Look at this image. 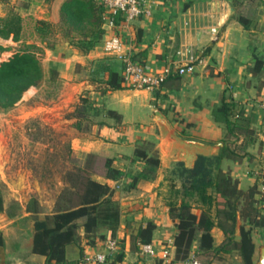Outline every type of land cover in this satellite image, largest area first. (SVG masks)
Returning a JSON list of instances; mask_svg holds the SVG:
<instances>
[{
  "label": "crops",
  "instance_id": "0c3cea01",
  "mask_svg": "<svg viewBox=\"0 0 264 264\" xmlns=\"http://www.w3.org/2000/svg\"><path fill=\"white\" fill-rule=\"evenodd\" d=\"M65 1L0 0V18L18 14L27 20L33 15L36 22L59 24ZM146 2L150 16H142L128 24L121 18L117 24H105L101 42L90 52H81L59 35L60 42L50 49L47 67L48 71L51 68L56 71L54 80L48 78L49 83L57 92L69 90V96L62 98L59 94L53 107H45L44 113L55 112L58 116L73 111L83 92H88L102 111L101 115L93 117V124L86 131L89 133L73 128L74 119L61 121L70 128L75 152L85 157L96 155L101 169L94 179L112 186V198L121 210L120 226L116 236L106 229H101L99 235L124 243L127 264H157V259L140 258L132 242L138 230L149 222L156 225L152 242L158 248L171 246V259L167 263L174 260L177 228L169 216L168 200L172 188H182V180L175 170L179 163L192 169L203 153L194 147L181 148L167 139L158 125L159 115L180 138L210 146L222 145L219 151L204 152L214 157L222 153L227 143L235 149L245 138L240 133L229 134L224 119L216 113L225 100L229 119L250 129L252 135L243 152L247 155L240 158L229 155L223 161L224 168L241 180L244 189L252 185L254 177H264L262 164L249 163L258 153L264 159V111L260 108L264 91V0ZM240 18L247 20V26ZM116 35L124 40L133 60L152 72L161 73L170 66L176 68L178 63H186L191 58L196 60L195 71L168 79L166 86L155 91L136 90L126 83L123 89L105 91L106 84L99 80L106 79L110 72L123 77V62L103 48V42ZM0 40L3 39L0 37ZM258 61L261 64H257ZM110 110L122 116L120 123L107 118L106 112ZM142 144H149V154L158 155L161 165L154 179L142 180L131 189L126 185L127 176L137 175L145 167V162L135 156L137 146ZM108 159L122 173L116 181L106 178L104 163ZM248 164L252 167L247 168ZM0 181L9 185L6 175H1ZM0 197L3 200L0 233L5 241L0 264H45V257L32 253L33 222L27 226L31 214L26 207H22L20 213H10L1 190ZM80 235L81 243L67 248L69 260H79L85 254L103 249V240L97 239L96 245L91 246L83 229ZM213 236L215 246H219L224 239L223 233L214 228ZM259 240L263 248L264 229L259 231ZM231 256L221 261L216 259L213 264H243L238 253Z\"/></svg>",
  "mask_w": 264,
  "mask_h": 264
},
{
  "label": "trees",
  "instance_id": "16d2710c",
  "mask_svg": "<svg viewBox=\"0 0 264 264\" xmlns=\"http://www.w3.org/2000/svg\"><path fill=\"white\" fill-rule=\"evenodd\" d=\"M120 18L123 19L115 17L114 23H119ZM108 20L107 10L100 0H66L61 7L59 24L40 20L36 29L44 38L59 31L70 45L86 53L101 42ZM240 21L247 26L246 19L240 18ZM22 29V18L18 14L0 18L1 38H12L18 42L22 37ZM34 49H37L36 45H26L8 61L0 64V110L13 108L25 92L32 87H39L45 80L41 59ZM6 50V47L0 45V53ZM49 71L52 74L50 80H54L55 69ZM180 77L176 71H172L161 88L166 86L168 79ZM99 82L106 84L105 91L123 89L125 83L116 72H110L106 79ZM216 113L224 119L229 134H243L244 141L235 149H231L227 143L218 156H200L192 169L186 168L183 163L177 165L175 174L182 180V188H172L168 200L169 216L177 228L174 260L167 263L158 258L157 264H185L192 256L202 264H213L216 259L222 260L235 252L243 264H256L258 261L262 245L259 231L264 229L261 176L254 177L252 185L244 189L241 180L223 165L229 155L237 158L247 155L243 152L252 132L229 119V108L225 100ZM101 114L95 101L85 92L70 116L76 120L74 126L77 130L87 131L93 124V117ZM106 116L119 123L122 120V116L115 111L106 112ZM148 150L149 144L137 146L135 156L145 162V167L137 175L127 176L128 188H135L140 181L152 180L157 176L161 165L159 156L150 155ZM96 162V155L88 154L84 164L75 165L73 171L67 172L68 185L60 192L53 213L42 214L36 198L28 202L26 211L31 214L34 229L32 253L45 257V264H82L84 256L79 260L67 258V248L81 243V229L91 246L96 245L97 239H106L99 235L101 229L111 231L116 236L121 222L120 206L112 198L111 184L94 179ZM104 167L109 181H116L122 176L112 160H106ZM238 215L242 222L240 234H237ZM214 228H218L224 236L219 246H215ZM155 230L156 225L152 222L141 227L132 238L134 249L139 250L138 243H151ZM118 242L120 249L109 257L108 264H127L124 243ZM4 246L5 241L0 233V252Z\"/></svg>",
  "mask_w": 264,
  "mask_h": 264
},
{
  "label": "rangeland",
  "instance_id": "374dc122",
  "mask_svg": "<svg viewBox=\"0 0 264 264\" xmlns=\"http://www.w3.org/2000/svg\"><path fill=\"white\" fill-rule=\"evenodd\" d=\"M34 18L32 15L27 20L22 19V24L25 22L20 41L15 42L12 38L0 40V45L8 49L0 53V64L8 61L26 45H36L37 49L34 50L41 59L46 77L39 87H32L25 92L13 108L0 110V176L6 175L9 180V185L0 183V190L6 198L9 212L13 214L20 213L22 207H27L31 198L38 200L42 214L53 213L60 192L68 185L67 172L73 171L75 165L84 164L86 158L74 151L70 128L61 121L74 119L70 115L85 92L77 99L73 111L58 116L55 112L53 115L44 113L45 107H53L59 94L62 98L69 96V90L57 92L53 88L48 81L52 74L47 70L51 58L50 49L60 42V36H64L57 31L44 38L37 32L38 21ZM72 127L75 128L74 124ZM262 160L263 155L258 153L249 163L264 166ZM96 163L98 164V160ZM97 164L94 175L99 174L101 169ZM250 166L246 165L247 168ZM31 223L30 220L27 226ZM23 225L26 226L25 223Z\"/></svg>",
  "mask_w": 264,
  "mask_h": 264
},
{
  "label": "built area",
  "instance_id": "2783aa9c",
  "mask_svg": "<svg viewBox=\"0 0 264 264\" xmlns=\"http://www.w3.org/2000/svg\"><path fill=\"white\" fill-rule=\"evenodd\" d=\"M108 16V23L114 25L115 17H122L125 24H128L142 16H150L147 10L146 0H102ZM104 51L107 54L119 58L123 62V79L126 84L136 90L155 91L161 88L162 83L176 71L179 75L192 74L196 68V60L191 58L186 63H178L177 67H167L161 73L152 72L145 65L136 62L132 58L130 50L124 40L116 35L103 42ZM260 108L264 111V91L260 99ZM261 193L264 195V177ZM138 255L143 259H163L169 262L171 259V246L163 245L158 248L153 242L148 244L138 243ZM120 249L119 242L113 237L103 241V249L96 253H88L83 257L82 264H108L109 257L113 256ZM185 264H202L193 256Z\"/></svg>",
  "mask_w": 264,
  "mask_h": 264
},
{
  "label": "water",
  "instance_id": "95a60500",
  "mask_svg": "<svg viewBox=\"0 0 264 264\" xmlns=\"http://www.w3.org/2000/svg\"><path fill=\"white\" fill-rule=\"evenodd\" d=\"M157 122H158V125H159L160 129H161L162 134L167 139H171V141H174V143L177 146H180L181 148L194 147L196 149H199V150H201L203 152L201 154V156H207V154L204 153V152L219 151V149L222 147V145H218V144L214 145V146H210L208 144H203V143L198 142V141H192V140H189V139L180 138L179 136H177V134L175 132H173L169 128V126L166 123L165 119L162 116H160V115L158 116ZM207 157H209V156H207ZM241 224H242L241 218H240V215H238L237 234H240V226H241ZM256 264H264V247L260 249V255H259V258H258V261L256 262Z\"/></svg>",
  "mask_w": 264,
  "mask_h": 264
}]
</instances>
